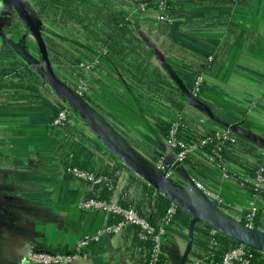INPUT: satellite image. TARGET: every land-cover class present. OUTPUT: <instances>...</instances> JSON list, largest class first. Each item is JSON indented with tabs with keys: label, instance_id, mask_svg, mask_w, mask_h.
Here are the masks:
<instances>
[{
	"label": "crops",
	"instance_id": "1",
	"mask_svg": "<svg viewBox=\"0 0 264 264\" xmlns=\"http://www.w3.org/2000/svg\"><path fill=\"white\" fill-rule=\"evenodd\" d=\"M181 1L174 0L171 22L160 21L153 9L140 13L129 2L124 9L145 41L147 57L168 83L165 89H173L171 98L181 106L182 133L186 138L207 127L229 128L236 139L233 151L244 166L235 165L234 175L246 176V167L264 169V0ZM28 23L52 34L35 15L33 0H0V70L5 72L0 81V264H29L25 257L31 247L75 251L80 239L98 233L111 218L80 207L86 185L64 174L63 131L52 124L60 96L48 84ZM69 43L77 56L64 54L58 47L47 53L52 69L60 65L75 77L80 64L88 62L84 54H101L78 42ZM97 59L105 69L97 67L88 75V96L97 106L92 109L131 158L160 177L190 209L183 208L190 214L188 226L164 225V264H206L203 259L213 244L208 227L261 253L263 257L253 264H264V198L259 201L258 226L253 233L243 234L240 220L249 210L247 190L224 177L201 153L177 161L153 119L160 116L168 121L178 116L172 102H166L169 108L149 105L104 55ZM30 71L39 78H31ZM198 79L202 84L196 104L188 97ZM41 87H47L46 91ZM200 118L207 121L205 126L199 125ZM73 122L88 137L99 140L76 112ZM113 158L118 166L123 164ZM158 159L169 168L168 177L157 168ZM132 174L143 179L120 168L112 199L130 202L138 196L137 183L129 180ZM196 182L219 201L209 199ZM145 205L150 211L152 202ZM194 211L203 217L194 218ZM140 243L137 228L128 226L99 235L85 256L70 264H145L147 249Z\"/></svg>",
	"mask_w": 264,
	"mask_h": 264
},
{
	"label": "trees",
	"instance_id": "2",
	"mask_svg": "<svg viewBox=\"0 0 264 264\" xmlns=\"http://www.w3.org/2000/svg\"><path fill=\"white\" fill-rule=\"evenodd\" d=\"M160 1L161 0H33L35 15L39 18L41 24L47 26V31L52 32V34L46 31H39L36 25H34V27L37 28L42 37L48 53L58 47L62 48L64 54L69 53V55L75 54L77 56V52L69 45V42H78L84 48L92 50L93 53L104 55V58L108 60L128 86L149 105L153 104L169 108L166 102H172V106L174 107V109H172L178 113V116H173L171 120L179 119L178 121L181 122L180 136L184 137L182 132L185 127L181 115L182 112H180L181 106L171 98L172 94L175 95L173 89L171 92L165 89L167 82H164L165 79L161 75L160 70L156 68L147 57L148 48L145 45V41L124 9L127 2H129L131 6H136L137 9L140 5L145 4L146 7L142 12L149 9L160 12ZM165 1V11L172 18L174 0ZM205 1L207 0H182L181 2L200 4ZM27 19L29 20V17ZM54 32H57L58 37L55 36L56 33ZM79 52L82 53L81 51ZM84 56L88 59V62H94L100 57H92L88 54H84ZM65 61L69 62L68 59H65ZM101 62L99 60L96 63V68L98 67L103 70L105 67L101 65ZM52 71L54 75L62 80L56 78L64 92L71 95L78 104L86 109L94 122L103 129L112 142L131 157V155L121 147V144L115 140L110 131L106 129L103 122L98 118L95 110L92 109L94 106L97 107L94 100L88 95L78 96L75 93L78 80L73 77L72 72H67L63 67H60V65L53 68ZM30 72L31 78H39L34 72ZM3 74H5V72L0 70V81H2ZM41 84L44 85V81L41 82ZM1 88H3V85L0 83V89ZM46 89L47 87H43L44 91H46ZM43 90L41 87V91ZM66 105L70 107L61 97L57 99L56 111L53 119ZM70 108L82 118L88 129L96 134L91 122L83 114L77 112L72 107ZM198 116L200 117L201 115ZM108 117L111 120H116L112 115H108ZM153 119L160 136L167 140L171 123L163 121L160 116H155ZM58 128L63 131L62 139L65 151L62 157V167L64 174L71 177L72 175L69 173V170L78 169L90 173L95 177H100L102 179L101 182L87 187L85 197L105 200L112 199L119 182L120 168H126L130 173L133 171L124 164L118 166V164L114 163V155L110 151H106L99 143V140L88 137L77 126L65 124ZM214 129V127H207L202 133L197 132L195 135L193 134V136H186V138H184L192 141L208 138V143L202 147V151L213 154V152L219 148L218 152L223 163L226 165L228 175L233 176L235 181L240 185L242 183L243 185L241 186L247 190L250 197L259 195L261 199H263V189L255 191L250 183L244 182L243 177L234 175L235 165L243 166V164L238 161L233 151L236 139L235 142L225 141L220 143L216 139ZM121 131L126 130L122 129ZM259 169V167H246L245 174L252 179L256 176ZM262 174L264 177V170ZM129 180L132 184L137 183L136 185L140 189L138 196L133 198L130 202H123L119 197L118 203L120 205L135 209L149 223L158 227L165 219L169 207L174 203L176 205V210L171 222L188 226L190 214L180 205L157 192L155 187L147 181L143 179L142 181L140 178L138 180L134 174L130 175ZM147 201L152 202L150 211L144 209L146 208L145 203ZM247 213L248 211L244 213L241 219V225L243 227L246 223L244 217ZM259 216L260 213L257 211L253 219L255 228L259 223ZM116 221L117 218L111 217L108 224H114ZM211 231L212 230L208 227L207 234L210 235ZM211 237L214 240V244L208 249L207 255L205 259H203L206 264H220L223 254L229 249L239 245L238 242L225 238L217 233L213 236L211 235ZM140 242V245L144 246L145 249H149L150 244L148 241L140 240ZM249 250L251 254V264H253L256 259L263 257L261 253L252 249ZM161 264H164L163 259L161 260Z\"/></svg>",
	"mask_w": 264,
	"mask_h": 264
},
{
	"label": "built area",
	"instance_id": "3",
	"mask_svg": "<svg viewBox=\"0 0 264 264\" xmlns=\"http://www.w3.org/2000/svg\"><path fill=\"white\" fill-rule=\"evenodd\" d=\"M145 7L146 5L142 4L139 6L137 11L142 12L144 11ZM165 8L166 1L161 0L159 2L160 12H158V19L164 22H171L172 18L166 13ZM97 62L98 59L94 62L82 63L79 66L80 70L75 72V77L78 80V85L75 90V93L78 96L89 94L90 84L88 82V75L96 68ZM201 84L202 80L198 79L195 82L194 88L191 92V95L196 99L200 95ZM73 113L74 112L70 107H68L67 105L64 106L58 112L57 116L53 119L52 124L56 127L65 124L74 125ZM178 120L179 119L168 120L171 125L169 130V137L166 140L168 147L175 152L176 160L184 161L192 153H201L206 159H208L211 163H213L222 171L224 177L233 178V176H230L227 173L226 165L223 163L221 156L218 152L219 148H217L216 151L213 152V154L203 152L202 147L208 143V138H201L194 141L184 139L182 136H180L181 122H179ZM198 123L199 125L205 126L207 124V121L203 118H200L198 120ZM214 128L216 139L220 143H223L225 141L235 142V137L233 136L229 128ZM155 164L157 168L164 173L165 177L169 176V168L161 159H158ZM263 170L264 169L260 168L257 171L256 176L252 179L247 175L244 176V182L250 183L254 187L255 191L262 190L264 186V177L262 174ZM69 173H71L74 179L85 183L86 188L88 186L96 185L102 181L100 177H95L90 173L78 169H70ZM196 185L199 189L204 192V194L209 199L219 201L218 196H216L202 184L196 182ZM241 185L243 184L241 183ZM260 200L262 199L259 195H253L248 201L249 210L244 217L246 221L244 227L246 229L253 230L255 228L253 224V219L256 216L257 211H259L258 209ZM80 207L85 210L100 211L104 213L107 217L117 218V221L114 224H107L102 230L98 231V233L96 234L84 236L82 239H80L76 250L72 252H54L36 247H31L25 257V261L27 263L70 264L73 260L84 257L88 246L95 242L98 239L99 235L117 233L128 226H134L138 230L139 239L142 241H148L150 244V247L146 253L145 264H161L163 255L162 236L164 234V225L169 224L172 221V217L176 210V205L174 203L171 204L167 211L165 219L158 227H155L154 225L149 223L135 209L123 207L118 203V201L114 199L105 200L84 197V199L80 203ZM215 233V230L211 231L212 235H214ZM212 243L214 244V240L212 241ZM249 249V247L242 243L232 249H229L223 254L220 264H251V254L249 252Z\"/></svg>",
	"mask_w": 264,
	"mask_h": 264
},
{
	"label": "water",
	"instance_id": "4",
	"mask_svg": "<svg viewBox=\"0 0 264 264\" xmlns=\"http://www.w3.org/2000/svg\"><path fill=\"white\" fill-rule=\"evenodd\" d=\"M28 27H29L32 35L34 36V38H35V40L39 46V49H40V52L42 55V63H43V67L45 70L46 79H47L49 85L51 86V88L55 91V93L58 96H60L63 101L68 103V105L70 107H72L77 112L83 114L91 122V124L93 125V129L96 132V136L98 137L100 142L119 161H121L124 165H126L129 169H131L134 173H136L137 175L142 177L148 183L153 185L158 192H160L161 194L168 197L171 201L180 205L182 208L190 210L188 205L183 203L172 191H170L168 189V187L166 186V184L163 182V180L160 177L152 174L151 172L146 170L144 167H142L141 165L136 163L122 149H120V147H118L116 144H114L112 142V140L108 137V135L103 131V129L98 124H96L94 122V120L92 119L90 114L87 112V110L84 109L80 104H78V102L71 95L64 92L62 86L59 84V82L57 81V79H56V77L52 71V68H51L50 62H49V58H48V53L46 50V46H45V43H44L42 37L40 36L37 28L34 27V25L28 23ZM188 101L196 103V104L198 103L197 99L194 98L191 94L188 97ZM193 213H194V218H202L203 217L200 213H198L196 211H194ZM253 232H254L253 230H249L246 228L243 229V234H245V235H249Z\"/></svg>",
	"mask_w": 264,
	"mask_h": 264
}]
</instances>
